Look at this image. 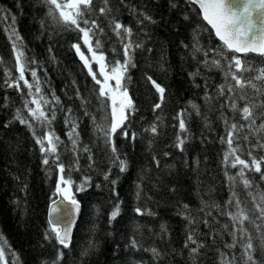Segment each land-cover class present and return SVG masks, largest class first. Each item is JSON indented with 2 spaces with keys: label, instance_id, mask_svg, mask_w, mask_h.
Wrapping results in <instances>:
<instances>
[{
  "label": "trees",
  "instance_id": "obj_1",
  "mask_svg": "<svg viewBox=\"0 0 264 264\" xmlns=\"http://www.w3.org/2000/svg\"><path fill=\"white\" fill-rule=\"evenodd\" d=\"M172 3L178 7H171ZM102 6L104 0H95V7L85 18L95 20L103 29H93L95 35L90 43L95 50L99 39L105 55V71L111 72L117 61L124 62L120 38L113 31L117 18L132 29V37H126L125 42L131 39L142 44L141 48L133 49L136 67H130L127 79L122 81L135 106L129 132L136 134L135 140L131 136L125 139L121 134L114 141L117 155L128 165L124 173L120 172L118 161L113 163L111 145H105L100 131L110 127L111 100L99 95V85L72 47L80 44L85 57L91 55L83 44L82 34L56 23L42 0H0V17H16L15 25L10 19L0 20V247L14 251L20 264H52L57 249L63 252L60 264H221V253H226L229 259L233 255L239 257L241 246L225 247L233 243L235 230L227 213L237 211L235 202L229 208L228 201L235 193L233 199L242 202L240 207H255L253 197L259 200L264 196V180L259 173L246 172L253 189H246L242 179L230 186L228 176L236 177L239 167L232 168L231 159L224 163L229 152L227 131L232 124H243L240 135H248L241 109L255 103L257 111L264 112V79H253L255 88L247 85L244 90L229 91L235 85L228 59L216 51L223 45L201 19L197 7L186 0H110V12L104 15L99 12ZM137 13L150 15L152 21L145 20L142 27L138 20L143 15ZM41 21L46 27H41ZM13 28L21 37L25 57L35 61L25 72V79L33 84V93L35 83H39L41 93L35 97L28 95L29 89L23 81H19L23 95L5 84L6 80L13 83V78L19 76L12 47ZM223 52L231 59L233 53L226 48ZM239 57L242 62L247 61L242 63L245 71L241 79L255 78L264 69V56L248 53ZM216 59L220 60V67L206 65V61ZM91 65L99 76L95 64ZM32 69L37 71V81L31 77ZM231 71H235L234 62ZM148 76L164 87L163 99L147 80ZM206 94L211 99H205ZM241 94L246 99H240ZM40 96L49 101L44 106L49 120L52 111L56 112L51 129L62 141L57 149L60 158L66 167L76 169L72 173V192L79 201L80 212L68 249H62L54 238L51 241L44 238L45 230L50 228L46 210L55 196L57 174L54 167L42 164L43 156L35 143L33 129L37 136H42L48 128L30 120L33 129H29L13 121L17 109L27 116L23 107L25 99ZM230 98H235V111L229 106ZM156 103L161 107L153 111ZM85 111L89 113L87 117ZM178 113L188 117V131L181 135L185 139L183 151L176 147L180 134ZM66 115L73 117L78 125V168L67 135L70 128L65 124ZM9 121H13L11 126L3 127ZM261 122L257 119V126ZM153 124L157 126L156 134L150 131ZM257 136H264V132L252 135V142ZM85 146L92 151L91 161L88 153L83 152ZM240 147L245 149L241 158L250 159L248 142L241 139ZM254 155L264 157V148L257 149ZM85 177L90 178V186L76 192ZM113 180L117 182L115 186ZM116 204L120 205V215L109 223ZM184 205H188L187 209ZM137 207L145 214L138 215L134 211ZM148 212L153 215H147ZM245 227L250 233L255 231V224L246 222ZM189 234H193L196 243L185 247ZM133 239L138 241L139 248L127 247ZM197 245L203 247L191 254V248ZM152 248L160 253L159 258L153 256ZM5 256L14 259L9 258L8 252ZM254 258L264 260V250L255 253Z\"/></svg>",
  "mask_w": 264,
  "mask_h": 264
},
{
  "label": "snow or ice",
  "instance_id": "obj_2",
  "mask_svg": "<svg viewBox=\"0 0 264 264\" xmlns=\"http://www.w3.org/2000/svg\"><path fill=\"white\" fill-rule=\"evenodd\" d=\"M123 2V0H122ZM187 4L199 7L200 14L204 21L208 25H211V30L214 31L215 36L222 42L223 48H226L230 53H233L231 59L228 55L223 52V48H218L216 51L218 54L223 55L224 59H228L229 71L231 72V78L234 81V87L229 88V91L236 92L239 90H244L247 85L256 87L253 83V79L262 80L264 79V69H260V75L255 78H245L241 79L245 69L242 67V63L246 64L247 61L241 60L239 56L234 55V53H243L247 56L248 53H257L260 56H264V0H186ZM42 3L48 8V15L53 18L56 23H62L66 27L73 28V30L82 34L83 44L88 46L89 52H91L92 59L99 64V74L104 76V82L102 83L97 79V74L93 72L92 65L90 61L81 52L80 44H73L72 47L75 49L76 54L79 56L80 60L83 61L84 67L88 69V74L92 77L96 84L100 85L99 95L101 97H109L112 100L111 109V122L110 127H103L100 131L103 132V139L105 145H111V151L113 154V163L119 162L120 172L124 173L128 170V165L125 159H120L118 153V148L115 145V138L119 135H123L125 139L131 136V139L135 140L136 134L129 132L128 124L130 123V116L132 112H135V106L133 105L132 99L129 97L128 88L126 83H122L127 79L126 73L128 69L136 67L133 63V49L141 48L142 44L134 43L131 39L125 42L126 37H132V29L123 25L117 18L114 22L113 31L120 38L124 62L121 64L119 61L116 62V66L112 68L111 74L105 72L106 64L105 55L101 49V43L99 39L96 40L95 50L92 48L90 43L92 37L95 35L93 29L103 31L102 28L97 24L95 20L89 21L85 16L95 7V0H42ZM110 0H104V6L99 8L101 15L110 12L108 7ZM171 7L176 8L178 5L172 3ZM133 12L136 10L133 9ZM58 13V15H57ZM143 15V19H139L138 23L143 27L144 21H152V17L147 14ZM10 19L12 24H16V17L14 15H5L0 17V20ZM187 19V17H185ZM259 21V24L256 21ZM81 24L84 27H81ZM91 24V27L89 25ZM41 27H46L45 22L41 21ZM13 52L16 59V71L19 72L18 77H14L13 83H8L7 80L5 84L8 88H14L20 91L23 95V89L19 81H23L24 86L29 89L28 95L35 97L41 93V88L39 83H35V93L32 92L33 84H30L28 80L25 79V72L29 70L30 63H35V61H29L24 52L21 50L23 48V42L19 34L13 28ZM187 47V45H185ZM198 50V49H197ZM51 51V48L49 49ZM116 52V49H113ZM151 52L152 49H147ZM208 53L206 52L205 55ZM235 65V71H231L232 65ZM206 65L212 67H220V60H212L210 62L206 61ZM11 76V73H8ZM228 73H226V76ZM31 77L34 81H37V71L35 69L31 70ZM110 79L116 81V89H111L107 82ZM147 80L151 82L157 93L161 94L163 99V94L165 92L164 87H161L159 83L156 82L151 76L147 77ZM221 95H223V89H221ZM264 95V94H262ZM240 99H246L245 95L241 94ZM57 104H59V99L53 97ZM205 99H211L207 94ZM264 102V101H262ZM49 101L40 96L39 99L33 98L31 100H24V109L27 110V116H24L20 109H17L13 121H18L21 125L27 126L29 129H33V124L31 121L39 122L42 127H47L48 131H45L42 136H37L35 130L33 129V136L35 138V143L39 146V150L43 156L42 164L46 167H54L57 174L55 191L54 194L60 196L61 203L67 201L72 209L69 214V218L65 220L63 226L61 227L56 223L55 220L50 219V228L45 230L44 238L47 241L55 240V243L59 245L62 249H68L71 242V225L74 223L75 214L79 211L80 204L75 198V194L72 192V186L74 181L72 180V173L76 169L71 167H66V165L61 160V153L58 152V147L61 145L62 141L59 136L56 135L55 131L51 129L52 121L56 119L55 110L51 113V120H49L46 115L44 106L47 105ZM229 106L235 111L237 109V104L235 103V98L229 99ZM31 105H36L35 108ZM161 104L156 103L153 106V111L160 109ZM196 105H193L195 108ZM71 109L68 110L71 113ZM126 111L128 115H126ZM242 117L244 121H247L248 135L241 137L240 133L244 130L243 124H232L230 130L227 131V143L229 146V152L225 154L224 163L228 164L231 159V167H239V172L236 177L228 176L230 186L237 179H242L243 185L246 189H253V183L246 177V172H255L260 174V179L264 180V157L257 158L254 152L257 149L264 148V136H257L255 142H252V135L256 133L264 132V112L257 111V105L255 103L246 104L241 109ZM85 117L89 115L87 111L84 113ZM179 117L178 127L180 134L177 136L178 143L176 147L183 151V146L185 144V139L181 138V135L188 131V117L185 113H178ZM257 119L262 121L257 126ZM13 121H9L4 124L3 127L8 128L11 126ZM227 125V121H225ZM65 124L69 126L70 130L67 133L72 144V153L75 157L77 168L79 167V154L80 149L77 148L79 144V134L77 132V123L73 117L66 115ZM151 133H157V126L153 124L150 128ZM248 142L247 157L250 159H242L241 155L244 154L245 149L240 147V140ZM221 142H224V138L221 137ZM236 147H233V144ZM67 150V149H66ZM83 152L88 153L89 161L93 160L92 151L90 148L85 146ZM240 153V154H237ZM167 155V153H165ZM155 159V157H154ZM92 165H89L91 167ZM157 166H159V161H157ZM227 175V172L225 173ZM105 180L109 177L105 174ZM112 185H116V181L113 180ZM90 186V178L85 177L79 186L76 187V192L85 191L86 188ZM100 187V185H97ZM137 199L140 198L139 185H137ZM113 191L115 189L113 188ZM251 195V192H250ZM235 193L230 196L228 201V207L231 208L233 203L237 207L235 213L228 212L234 222L235 230L232 232L233 243L225 245L226 248L232 249L237 247V245L243 248V251L239 257L233 255L231 259L228 258L226 253H221V264H239V261H243L244 264H264V260L257 261L254 258L255 253H259L264 250V196H261L259 200L253 197V204L255 207H240L241 201H234ZM55 203V201H54ZM188 205H184L187 209ZM59 208L55 207L52 209L53 212H59ZM138 215H144L141 208L137 207L134 210ZM147 215H153V213L148 212ZM120 215V205L116 204L114 210L110 213L109 223L116 220ZM255 224V231L249 232L245 227V223ZM207 224V221H205ZM162 231L164 226L161 225ZM2 240V238H0ZM259 241V242H257ZM6 243V242H4ZM189 243L195 244L196 241L193 239V234H189L185 242V247H188ZM129 249H137L140 247L137 240L133 239L127 245ZM203 245H197L191 248V254H196L198 249L202 248ZM153 256L156 258L160 257V253L156 248L150 249ZM147 251V249H145ZM5 252L9 253V258L6 259ZM57 258L52 264H60L63 257V252L57 249ZM0 264H20L19 257L14 251L8 248L0 247Z\"/></svg>",
  "mask_w": 264,
  "mask_h": 264
},
{
  "label": "water",
  "instance_id": "obj_3",
  "mask_svg": "<svg viewBox=\"0 0 264 264\" xmlns=\"http://www.w3.org/2000/svg\"><path fill=\"white\" fill-rule=\"evenodd\" d=\"M196 7H197L199 14H200V10H199L198 5ZM200 17L203 20L201 14H200ZM204 22L206 25H208L206 21H204ZM256 23L259 24V21L257 20ZM208 27L211 29V25H208ZM212 33L215 36L214 31H212ZM215 38H217V37L215 36ZM234 54H236L238 56L244 55L243 53H234ZM252 54H257V53H252ZM257 55H259V54H257ZM61 199L62 198L60 196L55 195L54 198L48 203L47 210H46V220H47L49 227H50V224H49L50 219L55 220L56 223L62 227L65 220H67L69 218V214L72 212L70 204L67 201H64L63 203H61ZM54 201H55V203H54ZM55 207H58L60 209L59 212H53L52 211V209ZM79 212H80V208H79V211L75 214L74 223L71 225L72 231H73L75 222L78 218ZM72 231H71V236H72Z\"/></svg>",
  "mask_w": 264,
  "mask_h": 264
},
{
  "label": "rangeland",
  "instance_id": "obj_4",
  "mask_svg": "<svg viewBox=\"0 0 264 264\" xmlns=\"http://www.w3.org/2000/svg\"><path fill=\"white\" fill-rule=\"evenodd\" d=\"M86 58L90 61V63H94L95 64V67H96L98 75H99V76H97V79H99L103 83L104 82V76H101L99 74V64H97L96 61H94L92 59V55H90L89 57H86ZM15 62H16V59H15ZM105 72L108 73V74H111V72H107V71H105ZM107 84H108V86H110L111 89H116V81L114 79H110L107 82ZM99 87H100V85H99ZM109 99L111 100L110 96H109ZM111 104H112V100H111ZM33 106L35 107V105H33Z\"/></svg>",
  "mask_w": 264,
  "mask_h": 264
}]
</instances>
